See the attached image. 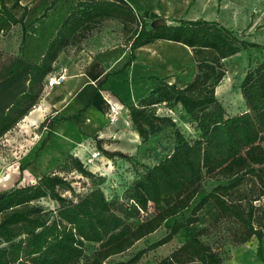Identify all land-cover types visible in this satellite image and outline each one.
<instances>
[{"label": "trees", "instance_id": "trees-1", "mask_svg": "<svg viewBox=\"0 0 264 264\" xmlns=\"http://www.w3.org/2000/svg\"><path fill=\"white\" fill-rule=\"evenodd\" d=\"M57 1L52 0L44 12ZM31 3L0 0V34L6 35L13 26L20 25V54L25 41L24 19ZM158 18L152 12L138 14L114 1L76 2L49 39L41 60L31 65L27 89L0 117V138L38 103L58 55L77 53L105 23L115 21L120 23L131 52L155 40H168L185 45L194 57L196 73L184 86L157 80L144 97L127 107L132 130L145 146L150 138L172 129L171 152L135 174L122 197H108L100 187L81 197L76 194L75 199L62 196V191L71 189L60 176L65 169L85 178L91 175L79 158L69 154L34 184L5 192L0 197V264H77L86 256L88 244L93 250L86 264H104L187 209L199 193L202 179L214 176L231 181L214 186L196 202L184 221L173 220L164 237L128 261L114 264H134L147 250L168 243L180 230L197 223V213L207 204L218 215L239 224L236 243L252 237L261 239L264 207L255 202L264 197V58L250 67L241 81L243 112L227 115L215 95L225 74L224 61L258 44L239 38L215 20L163 24ZM148 19L153 20L150 27ZM162 102L183 110L197 136L187 138L171 118L157 115V104ZM56 121L48 115L40 126L49 131ZM95 144L106 161L126 157L103 150L99 142ZM45 197L58 204L55 215L34 203ZM155 264H223V257L195 233Z\"/></svg>", "mask_w": 264, "mask_h": 264}, {"label": "crops", "instance_id": "crops-1", "mask_svg": "<svg viewBox=\"0 0 264 264\" xmlns=\"http://www.w3.org/2000/svg\"><path fill=\"white\" fill-rule=\"evenodd\" d=\"M31 1L21 0V3ZM78 1L83 0H69V3L58 0L49 10L51 12H44L52 0H35L28 9L24 19L22 54L19 52L20 40L13 42L12 53L0 54V117L27 89L31 65L41 60L49 39ZM108 1L123 4L138 14L152 12L164 24H176L179 20H215L227 29L237 31L220 18L224 12H238L236 5L227 3V0ZM44 13L45 16L41 17ZM11 29L22 32L20 25ZM94 36L85 40L77 53L61 52L58 55L50 74L64 69L63 82L44 91L38 103L16 124L15 127L23 133L33 136L16 157L18 166L23 168V176L37 180L68 154L85 159L87 145L92 144L94 138L99 139L101 145L110 146L107 139L116 137L121 130L132 133V142L126 144L127 150L120 147L111 151L130 153L128 151L132 148H140L127 107L144 97L157 80L182 87L196 73L190 49L181 43L155 40L131 52L125 41L108 47L95 46L91 41ZM132 54L134 58L131 60ZM15 87L19 91L14 94ZM112 107L118 108L120 114L117 122L109 123ZM48 115L57 120L49 131L40 126Z\"/></svg>", "mask_w": 264, "mask_h": 264}, {"label": "rangeland", "instance_id": "rangeland-1", "mask_svg": "<svg viewBox=\"0 0 264 264\" xmlns=\"http://www.w3.org/2000/svg\"><path fill=\"white\" fill-rule=\"evenodd\" d=\"M34 1H31L32 3L29 8L34 4ZM66 2L69 3V0H66ZM227 3L236 5L238 12H224L220 14L222 22L237 30L236 34L239 38L258 44L257 47L242 49L223 63L225 74L216 87L217 89H215V95L223 105L226 114L234 115L244 111L240 84L245 73L250 67L261 62L264 58V0H227ZM152 21L147 20L148 27L151 26ZM20 33L21 31L17 32L11 29L6 35L0 34V54L12 53L14 50L13 42L21 40ZM92 39L93 45H101L103 47L123 42L124 36L121 33L120 23L115 21L105 23ZM156 108L157 115L171 118L187 138L191 139L197 136L194 124L183 110L165 102L157 104ZM119 114L120 110L115 122L118 121ZM45 129L48 131V128ZM5 135L0 138V193L7 192L15 186L32 185L36 181L23 176L22 170L19 169L21 166H18L16 162V157L28 146V141H31V137L33 136L23 133L18 127H15V130ZM132 139V133L129 130H121L120 134L116 135V137L107 139L110 140V146H106L103 143L102 148L108 152H119L111 150L120 147L125 150L126 144L131 143ZM98 140L94 138L91 142L92 144L87 145L85 152V155H88L89 150L92 148L100 152L99 159L95 161L96 165L90 168L89 165L84 166L80 162L82 167L91 174L89 177L85 178L78 172H68L66 169L60 173V176L66 180L71 188V191H62V196L75 199L76 194L81 197L92 188L100 187L108 197L112 195L122 197L123 190L131 184L132 177L142 172L145 167L152 166L167 156L171 152L174 143L172 129L170 128L158 136L150 138L146 146L141 144L140 148H132L128 151L130 153H123L126 155L125 158L117 157L112 160L108 158L110 161H106L105 158L107 157L102 154L95 144ZM98 167H100V170H98ZM230 181L217 176L204 177L199 193L187 209L175 217L168 219L154 233L137 241L127 251L110 257L104 264L128 261L137 252L164 237L168 233L169 226L173 220L184 221L188 218L196 202L210 192L214 186L227 184ZM72 188H74L73 192ZM34 203L41 206L44 210L51 211L52 215H55L58 204L50 198H40L34 201ZM255 204L264 207V197H261ZM197 216V223L180 230L168 243L147 250L134 264H155L180 246L190 234L195 233H199L200 239L203 242L221 253L223 264H264V228L262 229L261 239L258 240L256 237H252L247 242L238 244L234 240L240 228L235 220L218 215L210 204L205 205L197 213ZM86 249V256L77 264H86L93 246L88 244Z\"/></svg>", "mask_w": 264, "mask_h": 264}, {"label": "built area", "instance_id": "built-area-1", "mask_svg": "<svg viewBox=\"0 0 264 264\" xmlns=\"http://www.w3.org/2000/svg\"><path fill=\"white\" fill-rule=\"evenodd\" d=\"M64 77H65L64 69H61L58 73L49 74L45 80L44 91L55 85L61 84L64 80ZM118 113H119V109L116 107H112L109 115V123H114L116 121ZM99 156H100V152L92 148L91 150H89L88 155L84 156L85 159H80V161L84 166H88L91 162L98 160Z\"/></svg>", "mask_w": 264, "mask_h": 264}, {"label": "bare ground", "instance_id": "bare-ground-1", "mask_svg": "<svg viewBox=\"0 0 264 264\" xmlns=\"http://www.w3.org/2000/svg\"><path fill=\"white\" fill-rule=\"evenodd\" d=\"M19 91V89H18V87H15V89L13 90V93H17ZM240 96V95H239ZM94 162V161H93ZM93 162H91L89 165L91 166V168H92V166H95L96 164L95 163H93ZM98 166V165H97Z\"/></svg>", "mask_w": 264, "mask_h": 264}, {"label": "water", "instance_id": "water-1", "mask_svg": "<svg viewBox=\"0 0 264 264\" xmlns=\"http://www.w3.org/2000/svg\"><path fill=\"white\" fill-rule=\"evenodd\" d=\"M158 21L161 22L160 19H158ZM161 23H162V22H161ZM151 24H152V23H151ZM163 24H164V23H163ZM4 194H5V192L0 193V197H2Z\"/></svg>", "mask_w": 264, "mask_h": 264}]
</instances>
